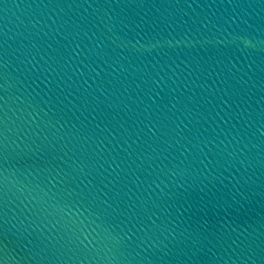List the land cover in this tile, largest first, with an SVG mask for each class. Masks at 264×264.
<instances>
[{"label": "water", "instance_id": "obj_1", "mask_svg": "<svg viewBox=\"0 0 264 264\" xmlns=\"http://www.w3.org/2000/svg\"><path fill=\"white\" fill-rule=\"evenodd\" d=\"M0 54L3 264H264V0H0Z\"/></svg>", "mask_w": 264, "mask_h": 264}, {"label": "snow or ice", "instance_id": "obj_2", "mask_svg": "<svg viewBox=\"0 0 264 264\" xmlns=\"http://www.w3.org/2000/svg\"><path fill=\"white\" fill-rule=\"evenodd\" d=\"M7 68V64L3 60L2 54H0V79L6 80L7 75L4 69ZM6 89V85L3 83H0V90ZM0 101H4V96L0 95ZM6 103V101H4ZM0 108H3V104H0ZM6 128V119L4 115H0V152H4L7 149V132L5 130ZM85 237H87V233L85 232ZM0 264H3L2 261H0Z\"/></svg>", "mask_w": 264, "mask_h": 264}]
</instances>
